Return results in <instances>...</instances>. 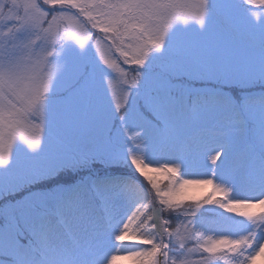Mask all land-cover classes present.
I'll use <instances>...</instances> for the list:
<instances>
[{"label": "snow or ice", "instance_id": "obj_1", "mask_svg": "<svg viewBox=\"0 0 264 264\" xmlns=\"http://www.w3.org/2000/svg\"><path fill=\"white\" fill-rule=\"evenodd\" d=\"M234 33L259 34L258 61ZM114 87L126 142L105 123ZM205 139L218 141L208 172L183 155L152 166L151 150L183 142L198 155ZM73 140L88 146L73 151ZM241 173L251 194L237 198ZM67 175L79 179L56 183ZM209 207L219 234L200 222ZM105 235L127 252L108 264L264 260V0H0V264H98Z\"/></svg>", "mask_w": 264, "mask_h": 264}, {"label": "rangeland", "instance_id": "obj_2", "mask_svg": "<svg viewBox=\"0 0 264 264\" xmlns=\"http://www.w3.org/2000/svg\"><path fill=\"white\" fill-rule=\"evenodd\" d=\"M196 29H198V25L194 26ZM235 39L238 41L239 38H242L243 41L245 42L244 44L248 45L251 47V55L257 59L259 57V47H260V37L259 34H255L254 36L250 33L248 34H238L234 33ZM250 43V44H247ZM208 43L212 45L213 47H217L219 49H223L224 47V41L216 35H212L208 37ZM242 43V42H241ZM126 67V66H125ZM135 75V72H134ZM177 83H181L180 81H177ZM197 88L200 87H208L209 86H196ZM124 103L123 96H122V91L120 88L114 87L113 92L109 94L108 96L105 97L103 100V105L106 110V115H105V123L109 128L113 130V134L116 137H120L122 141L126 142V138H123L120 136V123L119 121H113L117 117L115 115L112 117L110 114L114 112L115 110V103ZM113 121V122H112ZM112 122V123H111ZM114 125V127H113ZM134 131L140 132L143 131V128L141 127H136ZM71 133H69L70 135ZM60 135L63 136V131L61 130ZM216 143L218 141L211 140V139H205L200 142V148H199V153L198 155L196 154L193 146H185L183 142H178L177 144L168 147L167 149L163 151H155L151 150L150 151V158L153 160V165L152 166H159L160 163H177V157L178 156H185L188 160L194 161L192 164V171L196 173H206L208 172V169L210 168V157L215 154V151L212 149L215 147ZM88 144L87 142L84 144H81L78 140H73L71 141V147L72 150L75 151L77 150L78 147H87ZM216 151L220 150L219 148H215ZM219 164L220 161H217ZM99 165L96 166V169L94 171H98ZM122 169H127L129 171H133L134 169L132 168H122ZM102 170V169H101ZM127 176L132 177V173H126ZM210 174V173H209ZM160 179V177H157ZM188 178H195V179H204L207 178V175H196V176H190ZM140 184L143 185L144 191L152 194V190L150 186L147 185L145 181H142ZM235 188H236V196L237 198H244L247 195H250L251 193L247 192L246 189L244 188V181H243V174H239L236 176L235 179ZM208 191L207 188H205L203 191H201L198 188H193L191 189V194L196 195V196H202L204 193ZM153 198H154V194ZM135 204L128 208L127 211L130 213L131 208H134ZM228 215V214H225ZM239 219V218H237ZM200 222L203 226V230L206 232V234H219L221 232L222 228V222L220 217L216 215V210H214L212 207H209L206 211H204L201 214L200 217ZM173 227H175V221L173 222ZM191 246V244L189 245ZM135 247L138 249L140 248V245H135ZM101 250V249H100ZM127 255V252L125 251L122 255L120 256H125ZM195 258V257H194ZM124 261H133V260H127V259H122ZM256 264H264V260L258 259Z\"/></svg>", "mask_w": 264, "mask_h": 264}, {"label": "trees", "instance_id": "obj_3", "mask_svg": "<svg viewBox=\"0 0 264 264\" xmlns=\"http://www.w3.org/2000/svg\"><path fill=\"white\" fill-rule=\"evenodd\" d=\"M235 37L236 36L234 35V38ZM238 41L242 42V43H245L242 38H239ZM247 44H250V43L247 42ZM98 168H99V170L96 171V172L99 173L100 175H104V170L103 169L101 170V168L99 166H98ZM126 173H129V174L132 173L131 174L132 175V179L138 181L139 183L144 181L142 177L138 176V174H136L133 171H129L127 169L120 168L118 170H115V172H114V174L123 175V176H127ZM81 175H83V174H81ZM77 179H79L78 176L77 177H72L70 175H67V176L60 177V179L56 183H71V182H73V181H75ZM34 190L35 189H33V191ZM100 192H101V195L105 196V197L110 195V190H109V188L107 186H101ZM26 196H28V191L27 190L20 191V192H18L17 195H15L13 197L6 198L2 203L7 204L9 200H21L22 198H24ZM90 199H91L90 207L93 209V215L95 217H99L100 215H102L101 206H100L101 205V201L96 199L94 196L90 197ZM133 205H134V203L131 205V207ZM116 210L118 212H123V211H125V207L120 206ZM165 215L167 216L168 214L165 213ZM69 224L74 230H78L80 228V225H79L78 221H73V220L70 219ZM115 243H117V242H115V240H114V235L111 236V237L105 235L96 243V245L93 248V254H94L95 258L97 259L98 264H108V259L107 258H110L111 255L120 256V255H122L125 252V251H120V252L115 251L112 248V245L115 244ZM140 246L143 247L142 245H140ZM116 264H136V262L134 260L133 261H124V260L121 259V260H118L116 262Z\"/></svg>", "mask_w": 264, "mask_h": 264}]
</instances>
